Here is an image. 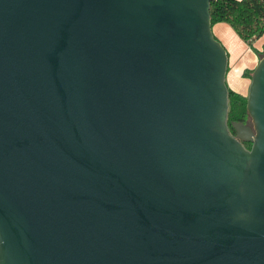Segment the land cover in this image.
<instances>
[{"label": "water", "instance_id": "95a60500", "mask_svg": "<svg viewBox=\"0 0 264 264\" xmlns=\"http://www.w3.org/2000/svg\"><path fill=\"white\" fill-rule=\"evenodd\" d=\"M212 1L0 0V264H264V54L232 134Z\"/></svg>", "mask_w": 264, "mask_h": 264}, {"label": "trees", "instance_id": "16d2710c", "mask_svg": "<svg viewBox=\"0 0 264 264\" xmlns=\"http://www.w3.org/2000/svg\"><path fill=\"white\" fill-rule=\"evenodd\" d=\"M210 16L212 24L228 23L245 41H251L264 33V0H214L210 3ZM251 73L252 70H248L245 75L250 78ZM232 92L228 87V124L236 119L243 120L248 114L246 98ZM245 147L249 148L250 143Z\"/></svg>", "mask_w": 264, "mask_h": 264}, {"label": "rangeland", "instance_id": "374dc122", "mask_svg": "<svg viewBox=\"0 0 264 264\" xmlns=\"http://www.w3.org/2000/svg\"><path fill=\"white\" fill-rule=\"evenodd\" d=\"M237 37H238V40L243 45V47H242V49L240 48V49L237 50L239 55H238V58L235 59V60L234 59L230 60V57L227 54V56H228V70L227 71L228 72L231 71V73H229L227 78L229 79L230 85L234 89V90H232L233 91L232 93H238L239 96H243V97L246 98L247 97L249 83H250V78L245 75L247 67L245 65L246 63H244V62L246 60H243L240 63H238V62H239V59L241 58V56L243 57L245 54H250L253 57L257 56V54L259 53L260 48H262L263 43H264V41L260 40L263 37V34L258 36V37L252 38L251 41H245V40L241 39L238 36V34H237ZM260 54H261L260 56H262L264 54V52H262ZM258 60H259V58L257 59V62H258ZM255 65H254V67H255ZM226 76H227V72H226ZM247 82H249L248 85L246 84ZM228 101H229V99H228ZM244 119L250 120L249 115L246 114L244 116Z\"/></svg>", "mask_w": 264, "mask_h": 264}, {"label": "crops", "instance_id": "0c3cea01", "mask_svg": "<svg viewBox=\"0 0 264 264\" xmlns=\"http://www.w3.org/2000/svg\"><path fill=\"white\" fill-rule=\"evenodd\" d=\"M226 22H216L214 24H212V31L213 34L215 35V37L222 43V45L225 47L227 54L230 57V60L232 59H237L238 58V49H242L243 45L241 44V42L238 40L237 34L235 33V30ZM262 41H264V33H263V37L260 39ZM264 52V43L262 48H260L259 53L257 54L256 57L251 56L250 54H245L243 57L241 56V58L239 59L240 63L243 60H246L244 63H246V72L247 70H253L254 65L257 62V59L260 58L261 54ZM228 70V67H227ZM230 72L227 71V76H226V83L227 86H229V88H231L232 90H234L232 88V86L229 83V79L227 78ZM249 82H247L246 84L248 85Z\"/></svg>", "mask_w": 264, "mask_h": 264}, {"label": "flooded vegetation", "instance_id": "af4514ba", "mask_svg": "<svg viewBox=\"0 0 264 264\" xmlns=\"http://www.w3.org/2000/svg\"><path fill=\"white\" fill-rule=\"evenodd\" d=\"M233 121H241L243 123H249V124H251V120H247V119H243V120L242 119H236V120H233ZM233 121H230L229 124L227 123L228 124V128H229V131L232 134L234 133V130H233L232 126H231V122H233ZM244 145L246 146V145H248V143H244Z\"/></svg>", "mask_w": 264, "mask_h": 264}]
</instances>
